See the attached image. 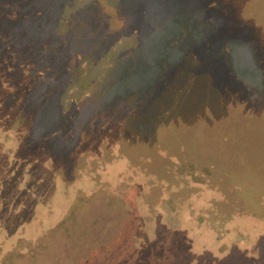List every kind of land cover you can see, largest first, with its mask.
<instances>
[{"label":"rangeland","instance_id":"obj_1","mask_svg":"<svg viewBox=\"0 0 264 264\" xmlns=\"http://www.w3.org/2000/svg\"><path fill=\"white\" fill-rule=\"evenodd\" d=\"M210 254L264 264V0H0V264Z\"/></svg>","mask_w":264,"mask_h":264},{"label":"trees","instance_id":"obj_2","mask_svg":"<svg viewBox=\"0 0 264 264\" xmlns=\"http://www.w3.org/2000/svg\"><path fill=\"white\" fill-rule=\"evenodd\" d=\"M49 5H47V9L45 10V11H43L42 9L40 10V14H44V13H47L48 11H49ZM22 20H25V17H24V19H22ZM51 21H54V19H52L51 18ZM50 28H51V25L50 26H46L45 28H44V34L46 33V35H44V36H40L39 38H41L42 39V41H44V40H46V38H51L52 39V41H53V36L54 35H52L50 32ZM201 43H203V41H201ZM201 43H200V45H201ZM29 45L31 46H33L34 45V42H33V40L29 43ZM217 45V44H216ZM26 46V45H25ZM49 61L50 60H48L47 62L49 63ZM17 227V226H16ZM43 228H45V227H43Z\"/></svg>","mask_w":264,"mask_h":264},{"label":"flooded vegetation","instance_id":"obj_3","mask_svg":"<svg viewBox=\"0 0 264 264\" xmlns=\"http://www.w3.org/2000/svg\"><path fill=\"white\" fill-rule=\"evenodd\" d=\"M185 237H187V238H189V236L187 235V236H185ZM184 239H186V238H184ZM211 255V254H210ZM217 255H219V254H217ZM194 256V255H193ZM199 255H195V257L197 258ZM211 257L212 258H209L210 259V261H212V264H219L218 262V260L219 259H217V257H215V256H213V255H211ZM229 257H230V255H229ZM230 260L229 261H232L233 259H234V256H232V257H230L229 258ZM202 260H205L204 258H202L201 260H197L198 262H201ZM216 260V261H215ZM195 263V262H194ZM193 263V261H192V259H189V256L187 257V260L183 263V264H194ZM203 264V263H202Z\"/></svg>","mask_w":264,"mask_h":264}]
</instances>
